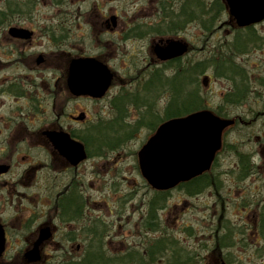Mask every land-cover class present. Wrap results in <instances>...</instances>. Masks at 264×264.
Wrapping results in <instances>:
<instances>
[{
	"label": "flooded vegetation",
	"instance_id": "obj_1",
	"mask_svg": "<svg viewBox=\"0 0 264 264\" xmlns=\"http://www.w3.org/2000/svg\"><path fill=\"white\" fill-rule=\"evenodd\" d=\"M224 10L229 14L226 3ZM235 24L231 39L207 47L208 68L213 57L234 66L224 68L221 77L232 85L219 108L234 123L223 132L219 154L231 129L243 131L249 127L243 125L253 122L264 126V18L244 27ZM196 29H203L204 44L207 0H0V231L5 237L0 264H17V254L25 264H40L47 253L81 254L55 263L79 264L85 254L107 252L101 241L114 225L100 215L94 191L100 181L105 187L114 184L115 167L123 163L122 157L116 159V116L119 108L138 101L125 91L131 92L135 79L144 76L152 77V86L165 65L190 55L197 39L202 41L195 31L189 33ZM172 41L185 44L188 52L164 62L157 50ZM240 57L242 62H236ZM83 60H96L113 75L101 96L80 85L85 70L78 62ZM229 74L236 79H228ZM71 77L78 79L74 88ZM124 95L130 103L120 101ZM259 134L256 140L264 141L263 129ZM68 138L75 142L71 151ZM235 153L236 166L217 173L212 166L207 186L198 192L186 191L189 182L169 191L153 190L143 227L156 233L163 225L164 197L209 191L203 215L207 225L199 248L192 251L197 255L181 264H264V143L258 150ZM222 176L234 181L224 195ZM234 206L237 213L228 216ZM190 227L195 228L181 225L185 231ZM43 230L47 236L38 246L41 260L29 262L25 254L35 249ZM157 246L166 248L165 253L171 249L167 258L175 261L169 264H180L182 255L191 252L165 247L163 237Z\"/></svg>",
	"mask_w": 264,
	"mask_h": 264
},
{
	"label": "rangeland",
	"instance_id": "obj_2",
	"mask_svg": "<svg viewBox=\"0 0 264 264\" xmlns=\"http://www.w3.org/2000/svg\"><path fill=\"white\" fill-rule=\"evenodd\" d=\"M215 0H207V7H210ZM222 3L225 2L222 0ZM213 13L207 14V40L203 44L202 30H192L189 33L193 34L195 31L196 38L200 37L202 39L199 42L197 39V44L193 46V50L190 55L185 56L180 60L179 67L181 71L187 68H191L199 60L207 59V47L215 46L216 43L222 42L224 38L231 39V34L237 29L235 20L228 14L227 10H223L215 15ZM251 59V64L253 62L252 53L248 54ZM216 59L217 62L221 59ZM212 58V59H213ZM240 57L236 62H242ZM223 63L227 61L223 60ZM216 66H211L207 68L205 74L199 76L200 93L204 96L206 100L207 108L210 110H216L222 103L223 93H225L228 88L232 85L231 81L226 78H220L216 76ZM177 69L172 65H165L163 72L160 74L154 83H150L152 79L151 76H144L143 79H135L137 82L136 88H129L131 92L125 91L126 94L134 95L133 99H138V103L142 104L141 108L136 107L133 104L128 105L123 117L120 115L116 116L115 130H116V142L118 145L116 151L120 154L116 156L118 161L119 157H122V162L119 163L116 169L115 183L105 187L103 181H100L97 189L94 191V197L98 200V208L101 216H105L110 220L114 227L110 232L103 236L101 241V247L105 251V255L111 257L120 256L125 260H130L129 254L136 255H146L150 248L157 246V241L159 238H164V245L174 246L177 251H182L187 248L191 252L184 253L181 261L184 258H195L196 253L192 251L195 248H199L198 242L202 240V233L205 231V226L207 221L203 219V215H207V200L210 196L209 191H205L199 195L187 197L185 195H180L179 192H174L168 199L165 198V209L160 212L163 219V225L161 232H155L154 229L151 230L143 227L147 209L149 207L150 200L153 197V189L146 183L142 177L137 162V152L140 150L142 145L151 136L153 131L151 130V122L156 120L155 117L163 118L164 111L167 104L171 98V90L168 85L169 81L174 77V73ZM130 82V78L127 83ZM157 86V87H156ZM193 86L186 84L182 94L187 95L192 92ZM126 97V95H124ZM253 100H256L257 95L253 94ZM130 97L121 99L120 101L130 103ZM144 99L145 103H142L140 99ZM235 109L230 111L234 112ZM118 111V110H117ZM238 113H243L245 110L238 109ZM156 115V116H155ZM144 117V118H143ZM258 116L257 118H260ZM251 122V121H249ZM160 123V122H159ZM158 123V124H159ZM262 123L253 122L251 125H243V129L247 126L248 128L241 131L240 129H231L225 139V150L220 154L215 165V173L227 169L230 170L231 167L236 166V151L237 150H258L259 145L264 143L263 139L259 134V130L263 129ZM252 131H258L251 136ZM120 141V142H119ZM101 170L105 169L102 167V162H100ZM125 178V182L123 181ZM225 187L222 189V194H226V187L233 185V180L225 178L222 176ZM231 197H235V190L232 188ZM108 209V211H106ZM237 213L236 206L228 211L229 215H235ZM179 220H176L177 216ZM143 219V220H142ZM188 224L190 227L187 231L181 228V225ZM169 235V237H167ZM189 236V237H187ZM104 241V242H103ZM203 248V247H202ZM129 255V256H127ZM171 249L169 252L158 255L157 262L151 264H169L175 260L170 258ZM203 255V253H202ZM17 264H25L21 259V254H17ZM81 254H65V255H55L51 253L44 254V258L40 261V264H45L46 261H51V263H60L61 261H70L79 258ZM86 254L84 255V257ZM164 261H163V260ZM163 261V262H161ZM192 261V260H191ZM4 263L8 262V257L3 260ZM137 262V261H135ZM183 261L182 263H185ZM198 262L196 261L195 264ZM147 264V262H146ZM191 264H193L191 262ZM203 264V263H202Z\"/></svg>",
	"mask_w": 264,
	"mask_h": 264
},
{
	"label": "water",
	"instance_id": "obj_3",
	"mask_svg": "<svg viewBox=\"0 0 264 264\" xmlns=\"http://www.w3.org/2000/svg\"><path fill=\"white\" fill-rule=\"evenodd\" d=\"M229 14L239 26L244 27L264 18V0H224ZM188 47L180 41H172L157 53L164 62L182 57ZM85 70L81 78L86 92L101 96L111 86L113 75L96 60L78 62ZM76 77L69 79V86H77ZM234 123L222 119L209 110H201L185 117L174 118L162 123L138 152V163L142 176L149 185L159 191L175 188L211 169L217 153L222 148L223 132ZM67 151H71L75 142L67 139ZM81 155V157H83ZM41 232L35 249L26 253L29 262H38L41 256L38 246L46 237ZM5 237L0 231V257L4 252Z\"/></svg>",
	"mask_w": 264,
	"mask_h": 264
},
{
	"label": "trees",
	"instance_id": "obj_4",
	"mask_svg": "<svg viewBox=\"0 0 264 264\" xmlns=\"http://www.w3.org/2000/svg\"><path fill=\"white\" fill-rule=\"evenodd\" d=\"M224 10V5L222 3V0H215L212 5L210 7H207V14L213 13L215 11V13L213 14L214 18L212 19V21H214L215 19V15L220 13L221 11ZM209 31V29L207 28V32ZM179 61H177L176 63H174L172 65V68H176L177 71L174 73V77L169 81L168 85L170 87L171 90V98L169 103L166 106L165 109V113H164V117L163 118H156V120H154L155 122L159 123V122H164L168 119L171 118H178V117H184L187 116L191 113L197 112L199 110H205L207 109V105H206V100L204 98V96L200 93V84H199V76L203 75L206 73L207 68L209 67L206 60H199L195 63V65H193L191 68H187L184 69L183 71H181V68L179 67ZM210 65L216 66V76L218 77H222L223 75V69L224 68H234L233 66V62H227V63H223V59L219 60V62L216 61L215 58H213L210 61ZM233 71V70H231ZM234 73V71H233ZM228 79H233L235 80L236 77L232 74L227 75ZM186 84L193 86L192 88V92H190L187 95L182 94L184 91V88L186 86ZM228 100V101H227ZM226 102L231 103L234 102L235 100H231V99H227ZM138 108H141L142 104H138L136 105ZM127 110V109H126ZM126 110H124L123 108H119V111L121 113L120 118L123 117V114L125 112L126 115ZM218 115H221V108H218L216 110H214ZM156 116V115H155ZM222 117H226L224 114H222ZM144 118V117H143ZM151 126V130L155 131L156 127L158 126V124L156 125V123H152L150 124ZM120 142V141H119ZM115 148L118 147V145H120V143L118 144V141L115 143ZM216 165V163H215ZM205 186H207V174L202 175L199 178H196L192 181H190L187 185H186V191L191 193V192H198L199 187L204 188ZM163 202H165V197L163 198ZM154 202L152 203L151 209L152 212L151 214L155 213V206H154ZM151 224V223H150ZM166 247V246H165ZM166 248H159L158 246L154 247V248H150V250L146 253V255H136L137 258L135 257V254H129L127 256L130 257V260H125L123 257L120 256H114L111 257L109 255H105L103 252H99V253H95V254H86V256L84 257L82 263L79 264H151V263H155L157 262L158 259V255L160 254H165ZM137 261V262H135ZM73 264V263H72Z\"/></svg>",
	"mask_w": 264,
	"mask_h": 264
}]
</instances>
